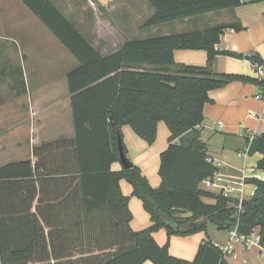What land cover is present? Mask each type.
<instances>
[{"label":"trees","instance_id":"trees-1","mask_svg":"<svg viewBox=\"0 0 264 264\" xmlns=\"http://www.w3.org/2000/svg\"><path fill=\"white\" fill-rule=\"evenodd\" d=\"M79 62L67 74L75 136L33 147V159L0 165V264H230L209 236L193 260L173 256L169 240L160 245V229L187 236L237 225L239 235L259 229L264 247V180L250 179L257 188L242 201L201 189L219 168L207 161V145L196 129L212 102L210 91L234 81L252 82L264 90V79L235 73H216L217 55L249 58L258 55L218 50L228 28L221 23L203 30L125 38L110 52L95 47L52 0H21ZM153 8L145 27L157 26L220 10L233 11L241 0H146ZM205 50V65L182 64L175 50ZM164 122L171 135L160 154L161 184L154 188L141 168L113 170L120 161L118 134L129 125L148 144ZM193 132L188 142H176ZM123 143V142H122ZM124 151L126 147L123 143ZM263 154L264 132L252 143ZM126 179L142 200L151 223L135 231L129 197L120 181ZM210 198L213 202L205 201ZM241 208L238 209V205Z\"/></svg>","mask_w":264,"mask_h":264},{"label":"crops","instance_id":"crops-1","mask_svg":"<svg viewBox=\"0 0 264 264\" xmlns=\"http://www.w3.org/2000/svg\"><path fill=\"white\" fill-rule=\"evenodd\" d=\"M52 1L62 10L57 2L62 3L64 0ZM241 1L242 4L233 11L220 10L145 27L146 21L154 12L146 0H88L95 13L97 8L109 9L118 2L121 15L136 19L133 26L141 34L137 36L139 38L203 30L221 23H240L244 29L240 31L226 29L216 48L248 57L258 55L264 62V0ZM33 15L35 14L21 0H0V49L8 51L11 60L8 61L7 71H13L11 72L13 76L8 75L7 80L10 83L3 84L6 94L0 92V165L10 161L33 159L34 146L75 136L67 74L78 65H73L74 67L64 74L59 72L47 74L46 70L38 73V67H28L31 58L35 57L34 49L39 42L52 46L50 32H45L42 27L46 26ZM41 23L43 26L39 25ZM91 30L97 37L88 39L102 52L115 50L125 38H132L127 35L129 29L120 27L116 31L110 23L102 32L97 28ZM4 40L8 43L3 46ZM58 50L54 52L53 59L61 65L64 57L60 48ZM174 54L176 61L182 64L205 65L208 59L205 50L177 49ZM253 63L246 57L237 58L220 54L215 57L212 69L216 73H235L256 78ZM259 91V85L242 81H234L210 91L212 102L206 105L205 119L197 127L196 132L206 143L208 156L220 162L218 172L225 179L222 186L229 189L223 190V187L201 189L214 193L223 192L226 196L241 201L250 198L257 188L249 181L250 179L264 180V171L258 168V162L263 154L252 150L254 139L264 132V100L256 97ZM251 111L256 117L249 113ZM122 133L127 157L141 168L150 184L158 188L161 184L160 154L169 144L168 139L171 135L169 128L164 122H159L157 139L152 145L140 138L129 125L122 127ZM192 136L193 132L185 133L177 138L176 142H188ZM250 137H254L253 140ZM7 158L10 161H7ZM122 168L123 164L120 161L112 164L113 170L118 171ZM120 186L122 193L129 197V208L133 215L130 223L132 229L135 231L145 229L151 220L142 200L133 195V187L126 179L120 181ZM205 201L213 202L210 198H206ZM215 227L221 232L227 231L229 238L220 241L218 233L215 232L208 235L209 238L219 246H227L230 243L234 246L233 253L226 254L230 264H264V247L255 244L249 249L241 242L231 240L230 229H220L217 225ZM254 233H259V229ZM153 235L160 245L170 240V253L186 260L194 259L198 244L206 238V234L203 233L190 236L174 235L168 238L165 229H160ZM180 241L182 246L179 248L177 245ZM142 264L154 263L148 260Z\"/></svg>","mask_w":264,"mask_h":264},{"label":"rangeland","instance_id":"rangeland-1","mask_svg":"<svg viewBox=\"0 0 264 264\" xmlns=\"http://www.w3.org/2000/svg\"><path fill=\"white\" fill-rule=\"evenodd\" d=\"M57 3L62 8V10L66 13V15L70 17V19H72V21L79 28V30L90 39L91 37L92 38L97 37L96 35H94V33H92L91 28H97L98 30L102 32L103 29L106 28V25L108 23H110L111 27L115 29L116 31H118L120 27H123L124 29H129L127 32V35L130 37H137L141 35L139 32L136 31L135 26H133L136 19L134 17H132V19H129L128 17L126 16L124 17V15H121V12L119 9L120 5L118 4V2H116L113 7H109V9L99 10L97 8V13H95L94 8L91 6L88 0H66V1L64 0L62 3L60 1ZM33 17L37 18L35 15H33ZM37 20L39 19L37 18ZM129 23L131 24V26ZM39 25L43 26L42 23ZM42 28H44L45 32H50L49 37H50V42L52 43V46L45 45V43L39 42L34 49V51H36L35 57L31 58V60L29 61L28 67L30 68L34 66L38 67V73H43V70H46L47 74L51 72L52 74H55L58 72L64 74L68 72L69 70H71L74 67L73 65L76 64L77 66L78 61L66 49V47L59 41V39L46 27L43 26ZM149 36H152V35H149ZM114 38L117 39V37H114ZM2 42H4L3 46L8 43L6 40ZM55 45L57 46L56 50H55ZM59 48H60V52L63 54V57H64L63 63L61 65H59L53 59L54 52L55 51L58 52ZM10 60L11 59H10V56H8V51L5 49L4 50L0 49V92H3V94H6V88L3 86V84L7 85L10 83L9 80L7 79L9 78L10 75H12L11 72H13V71H10V72L7 71V68H8L7 64H8V61ZM15 74L16 72H14V75ZM252 112L253 111L249 113H252ZM8 159L9 158H7V161H10ZM215 226H216L215 224L209 223L205 231H199L196 233H203V234H206L205 236H208V235H211L213 232H215V233H218L220 237V241H222L224 238L225 239L229 238L227 231L221 232ZM196 233H193V234H196ZM193 234H190V235H193ZM190 235H187V236H190ZM170 244L171 242L169 240V251H170V246H171ZM177 246L179 248L182 246L181 241ZM198 248H199V244L196 250V254L198 252Z\"/></svg>","mask_w":264,"mask_h":264},{"label":"built area","instance_id":"built-area-1","mask_svg":"<svg viewBox=\"0 0 264 264\" xmlns=\"http://www.w3.org/2000/svg\"><path fill=\"white\" fill-rule=\"evenodd\" d=\"M254 65V69H255V73L257 75V78L259 80H263L264 79V63L260 64V63H253ZM256 97L259 99H263L264 100V90L260 89V91L256 94ZM253 117H256L255 113H252ZM254 137H250L251 140H253ZM207 161L216 165L217 167L220 166V162L215 160L212 157L207 156ZM225 179L223 178V176L217 172L215 173L214 176L206 178L202 184L203 187L205 188H212V187H223L222 189H229V187H224L222 186V183ZM242 201V200H241ZM238 209L241 208V204H239ZM237 225H234L232 227V229H230V235H231V240L232 241H238L241 242L242 244H244L247 248H251L253 247L255 244L260 245V234L257 233H253L251 236H244V235H239L238 230H237ZM221 249L223 250V252L225 254H231L234 251V246L232 243H230L227 246H220Z\"/></svg>","mask_w":264,"mask_h":264},{"label":"water","instance_id":"water-1","mask_svg":"<svg viewBox=\"0 0 264 264\" xmlns=\"http://www.w3.org/2000/svg\"><path fill=\"white\" fill-rule=\"evenodd\" d=\"M123 140L120 134H118V149H119V157L120 162L124 165V167H130V160L128 159L123 146Z\"/></svg>","mask_w":264,"mask_h":264}]
</instances>
